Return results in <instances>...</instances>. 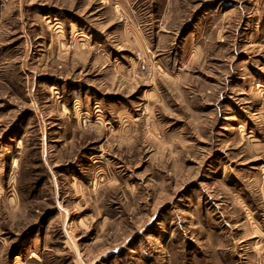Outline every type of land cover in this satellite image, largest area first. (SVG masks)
Here are the masks:
<instances>
[{
	"label": "rangeland",
	"instance_id": "rangeland-1",
	"mask_svg": "<svg viewBox=\"0 0 264 264\" xmlns=\"http://www.w3.org/2000/svg\"><path fill=\"white\" fill-rule=\"evenodd\" d=\"M0 264H264V0H0Z\"/></svg>",
	"mask_w": 264,
	"mask_h": 264
},
{
	"label": "built area",
	"instance_id": "built-area-1",
	"mask_svg": "<svg viewBox=\"0 0 264 264\" xmlns=\"http://www.w3.org/2000/svg\"><path fill=\"white\" fill-rule=\"evenodd\" d=\"M137 59H138L137 61L138 65H137V70H136L137 73L138 72L143 73L144 71L145 72L148 71L146 57H144V55L141 52H137Z\"/></svg>",
	"mask_w": 264,
	"mask_h": 264
}]
</instances>
